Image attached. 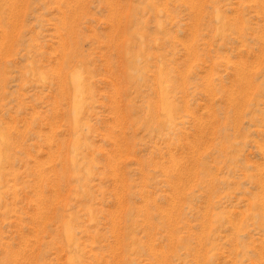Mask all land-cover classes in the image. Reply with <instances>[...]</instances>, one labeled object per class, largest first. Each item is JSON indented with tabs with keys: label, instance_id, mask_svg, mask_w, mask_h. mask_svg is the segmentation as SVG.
<instances>
[{
	"label": "rangeland",
	"instance_id": "obj_1",
	"mask_svg": "<svg viewBox=\"0 0 264 264\" xmlns=\"http://www.w3.org/2000/svg\"><path fill=\"white\" fill-rule=\"evenodd\" d=\"M0 264H264V0H0Z\"/></svg>",
	"mask_w": 264,
	"mask_h": 264
}]
</instances>
